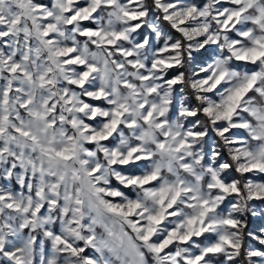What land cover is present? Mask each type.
<instances>
[{"label": "snow or ice", "instance_id": "6c2138e0", "mask_svg": "<svg viewBox=\"0 0 264 264\" xmlns=\"http://www.w3.org/2000/svg\"><path fill=\"white\" fill-rule=\"evenodd\" d=\"M0 264H264V0H0Z\"/></svg>", "mask_w": 264, "mask_h": 264}, {"label": "rangeland", "instance_id": "374dc122", "mask_svg": "<svg viewBox=\"0 0 264 264\" xmlns=\"http://www.w3.org/2000/svg\"><path fill=\"white\" fill-rule=\"evenodd\" d=\"M170 31H173V34L178 35V33H175L174 30H170ZM259 223L260 221L258 219H254L252 227L253 228L258 227ZM45 249L46 252L50 253V244L47 241H45Z\"/></svg>", "mask_w": 264, "mask_h": 264}]
</instances>
